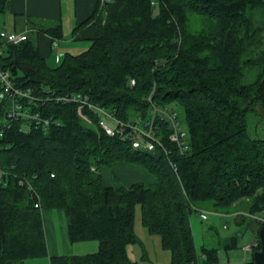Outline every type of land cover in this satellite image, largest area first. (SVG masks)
<instances>
[{"label": "trees", "instance_id": "trees-1", "mask_svg": "<svg viewBox=\"0 0 264 264\" xmlns=\"http://www.w3.org/2000/svg\"><path fill=\"white\" fill-rule=\"evenodd\" d=\"M91 19L90 47L53 66L33 39L11 44L0 38V67L35 97L23 100L24 108L58 122L43 130L18 117L6 128L10 102L0 101V169L6 171L0 264L45 254L41 207L65 209L73 242H98L93 253L53 256L50 264H138L127 252L138 242L136 205L170 264H197L190 224L197 202L228 212L247 198L246 213L264 217V136L248 132L250 114L264 123V0H110ZM64 94L86 95L143 130L153 105L172 111L181 105L186 131L176 119L189 149L181 153L168 139L169 121L160 115L153 121L155 151L134 148L107 135L95 116L84 122L77 103L56 99ZM116 161L140 167L153 180L105 185L101 166ZM19 176L35 193L18 185ZM202 251L215 260L214 248Z\"/></svg>", "mask_w": 264, "mask_h": 264}, {"label": "crops", "instance_id": "crops-1", "mask_svg": "<svg viewBox=\"0 0 264 264\" xmlns=\"http://www.w3.org/2000/svg\"><path fill=\"white\" fill-rule=\"evenodd\" d=\"M99 4V0H2L0 2V31L25 34L33 39L37 43L40 56L53 66L65 54L77 55L90 47L96 33V23L90 18L99 8ZM59 32L61 36L56 35ZM111 165L116 166L128 181L125 183L115 181L113 184H106L103 181L105 185H129L137 178L135 173L137 170L146 173V179L140 178V181L151 182L153 180L149 173L136 165L122 161L113 162ZM105 166L107 165L101 166V176ZM244 203V201L239 202L230 211L225 212L232 215L238 224L245 221V217L241 216L246 212L242 205ZM39 212L46 252L37 257L25 258L22 264H50V258L53 256L83 255L97 251L98 242L96 240L74 242L71 240L67 215L63 207H41ZM190 221L192 225L191 217ZM157 238L159 239L158 236ZM131 245L127 246L129 257ZM236 246V236H227L225 249L229 251ZM202 255H204L202 258L206 259V255L204 253ZM217 255L216 250L215 260L209 262L217 263ZM251 260L252 256L244 264ZM165 264H170V259L165 261Z\"/></svg>", "mask_w": 264, "mask_h": 264}, {"label": "rangeland", "instance_id": "rangeland-1", "mask_svg": "<svg viewBox=\"0 0 264 264\" xmlns=\"http://www.w3.org/2000/svg\"><path fill=\"white\" fill-rule=\"evenodd\" d=\"M173 106L177 111L182 128L186 131L187 126L183 107L177 104ZM77 115L83 119L84 122H88L85 111H82V115L85 116L86 119L79 115L78 111ZM259 118L263 120L264 115L262 114ZM248 132L251 136H264V123L257 122L255 116L250 114L248 117ZM135 173L137 178L134 179V182L140 181L143 178L146 179L145 172L137 170ZM102 177L106 184H113L115 181L117 183H125L128 181L118 168L112 165L104 167ZM242 201L246 203L248 199L244 198L236 201L231 206H236ZM195 206L207 214L206 219H201L195 210L190 215L193 225V228L191 225V229L197 253V264H244L248 261L255 250L244 252L242 249L243 242L252 241L254 237L259 239L257 233L260 228V223L246 216L245 221L238 224L232 215L225 213L226 211L222 212L221 209H217L219 211L221 210L220 212L215 211L214 206L209 201L197 202ZM135 212L134 231L138 238V242L132 244L129 248L131 259L138 264H165V261L170 259L169 252L161 247L157 235H150L142 226L140 222L139 205H136ZM227 236H236L237 239V246L229 251L224 247ZM203 246L217 250V263H210L207 259L202 258Z\"/></svg>", "mask_w": 264, "mask_h": 264}, {"label": "built area", "instance_id": "built-area-1", "mask_svg": "<svg viewBox=\"0 0 264 264\" xmlns=\"http://www.w3.org/2000/svg\"><path fill=\"white\" fill-rule=\"evenodd\" d=\"M110 0H99L100 6L105 3H108ZM0 38L3 43H11L18 44L24 41L27 36L25 34L18 33H8L5 31H0ZM0 52H1V44H0ZM135 83L134 79L130 80V85ZM8 99L10 104L8 106L7 118L3 121V126L8 127L10 122L13 119L18 117L24 118L30 123H33L36 126L41 127L43 130L48 129L51 125H58L57 121L50 119L49 117H43L37 112H31L28 108H24L22 101H35V97L31 95L30 92L21 89L11 81L10 72L6 69H2L0 67V101ZM57 100L66 101V102H74L77 103V111L78 114L85 118L82 115V111H85L86 118L88 122L93 121V117L97 118V125L110 136H117L120 139H127L130 141L134 148H138L147 152L155 151V143H154V117L156 115H160L162 118H167L169 121V133L168 139L171 142H176L181 153H184L189 149L188 142L186 140V133L182 131L178 120L176 119V111H172L168 107H158L153 105L151 112V119L149 123H147V128L142 129L138 124H129L124 121L117 119L108 111L91 101L87 98L86 95L81 94H64L56 97ZM150 100V97H148ZM85 118V119H86ZM1 135V130H0ZM174 170H176V166L173 165ZM6 173L4 169H0V185H3L4 182L2 180L3 175ZM53 175V174H52ZM18 185L27 187V189L34 192V188L30 183V180L25 176H19L17 180ZM35 193V192H34ZM35 207H40L39 201L34 202ZM201 219H206L207 214L203 210H197ZM251 219L256 220L258 222L264 223V217L250 214L244 212ZM259 244V241L255 238L252 241H249L243 244L242 249L244 252L253 251L254 248ZM204 257V255H202Z\"/></svg>", "mask_w": 264, "mask_h": 264}, {"label": "water", "instance_id": "water-1", "mask_svg": "<svg viewBox=\"0 0 264 264\" xmlns=\"http://www.w3.org/2000/svg\"><path fill=\"white\" fill-rule=\"evenodd\" d=\"M257 234L260 240V248L253 251L252 263L253 264H264V224L260 226Z\"/></svg>", "mask_w": 264, "mask_h": 264}]
</instances>
